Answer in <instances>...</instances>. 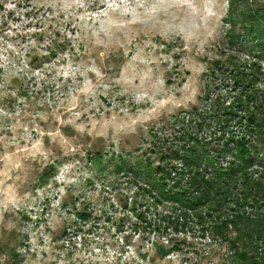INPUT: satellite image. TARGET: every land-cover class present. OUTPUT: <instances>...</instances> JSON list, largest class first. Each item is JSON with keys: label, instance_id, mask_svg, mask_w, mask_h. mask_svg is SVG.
I'll return each mask as SVG.
<instances>
[{"label": "clouds", "instance_id": "9594fccd", "mask_svg": "<svg viewBox=\"0 0 264 264\" xmlns=\"http://www.w3.org/2000/svg\"><path fill=\"white\" fill-rule=\"evenodd\" d=\"M235 2L0 0V69L5 82L30 74L39 85V81L46 79L41 74L46 70L50 76L48 83L55 84L57 89L55 100L46 101L48 110L28 113L32 117L31 127L18 121L12 128L15 133L22 127L23 133L12 138L15 160L6 158L0 167V264H247L238 257V250L247 251L248 261L254 259L256 264H264V166L248 168L258 185L254 192L261 193V197H249L239 210L246 222L228 223L221 234L211 221L201 224L196 216L185 220L173 211L169 201L156 203V197L149 194V190L155 191L149 174L139 171L147 168L145 153L149 149L178 143L177 136L196 127L189 122L191 116L211 114L217 98L225 106L231 105L242 91L231 74L216 71L217 61L227 65L231 55L239 52L232 63L244 73H255V49L242 52L233 45L229 47L228 37L230 32H240L241 13L246 14L247 8L264 13V0H247L239 8L233 7ZM53 41L70 44L57 53L55 60L44 59L50 57L49 49L55 47ZM134 42L145 53L141 63L146 69L124 70L112 83L126 86V94L138 96L143 107L136 105L133 110L126 106L117 112L115 105L109 109L97 99L102 93L93 87L86 73H94L96 88L102 87L106 92L108 85L99 83L103 73L96 65L97 59L103 65L106 50L112 48H123L127 54ZM67 49L74 54L70 55ZM189 53L200 57L198 63L206 66L195 81L189 64L193 57L187 56ZM61 58L67 59L68 64H59ZM73 59L79 60L75 69L71 67ZM33 61L38 62L34 70L30 68ZM260 64L264 70V61ZM148 65H156L157 71L161 67L163 71L175 68L173 76L178 74L179 78L174 84L161 78L163 72L154 78ZM80 67L85 71H79ZM77 75L85 77L82 87L77 83ZM200 77L214 82L213 86L202 85ZM69 78L72 83L64 93L61 89ZM252 87L264 99V75L255 79ZM169 104L177 111L165 115L162 109ZM100 107H105V112L112 111L113 122L117 118L122 122L114 133L115 156L107 160L104 168L93 172L84 169L80 160L56 165L57 160L63 161L83 148L70 143L76 137L63 129L84 131L86 125L77 122L86 116L92 124L88 128L91 135L99 123L95 115ZM230 127L240 129L237 139L243 137L260 144L257 137L248 133L247 121ZM124 129L128 143L133 136L139 140L120 158L118 134ZM159 129L171 135L165 136ZM141 131L145 135L155 134V139L145 143ZM201 135L206 136L207 131ZM232 159L229 156L227 162L222 161L225 169ZM49 165H54L56 171L48 169ZM109 168L111 173L105 178L102 173ZM17 170L24 172L23 180L20 175L13 177ZM33 173L36 178L29 183L28 177ZM173 176L177 173L173 172ZM18 180L20 184L16 183ZM89 180L92 184H88ZM25 186L27 190L21 196L20 189ZM244 191L246 186L238 184L233 195ZM175 203L186 207L179 201ZM227 211L228 216L221 217L219 223L231 218L232 210ZM6 213L11 214L7 221ZM21 214L28 217L23 229L18 226ZM178 216L179 224L170 223ZM21 233L27 234V240ZM245 233H251V242Z\"/></svg>", "mask_w": 264, "mask_h": 264}, {"label": "rangeland", "instance_id": "374dc122", "mask_svg": "<svg viewBox=\"0 0 264 264\" xmlns=\"http://www.w3.org/2000/svg\"><path fill=\"white\" fill-rule=\"evenodd\" d=\"M197 2H200V0H197ZM241 4H247V0H236L233 7L239 8ZM255 9L249 7L246 9V14L250 13V11H254ZM244 13H241L243 16V22L241 23V30L240 32L233 31V34L235 36V40L233 43H229V47L232 45L239 49L240 51H248L251 49V45L253 42L261 41L260 44L264 43V32L263 35H259L258 37L252 36L249 32L246 31L245 27H247L249 22V18L245 17L246 15ZM258 29L262 31V25L258 26ZM262 39V40H260ZM70 44L69 41H65L63 44L57 43L56 41H53V45H55L54 49L50 48V57H45L44 59H53L55 60L57 57V53L65 50L67 46ZM264 45V44H263ZM82 47V46H81ZM140 47H143V45H140ZM70 52V55H73L71 49H67ZM239 52L233 53L228 61V63H232L236 56L239 55ZM255 54V52H254ZM185 55V54H181ZM189 57H193L192 59H189V64L191 65V75L193 80L195 81L197 75L204 71L206 66L198 63L200 60V57L194 56V53L187 54ZM135 57V58H134ZM145 57L144 52H140L139 48L136 46V42L132 46H129V50L127 51V54H125V49H108L106 50V54L104 57V64L101 65V62L99 59L96 61V65L101 68V71L103 73L102 79L99 81L100 84L108 85V89L105 92L104 88H96L97 85V77L92 72H87L86 76L88 79L92 81L93 87L100 93L97 97L99 101L103 103L104 106H106L109 109L113 108V105H115V111H119L120 108L123 107H131L134 110V106L140 105L143 107L142 101L139 99L138 96H132L129 97L125 92V87L122 84H113L112 82L119 78L121 76L122 71L128 70L131 71L132 68H135L136 71H140L141 69H146L145 64L141 63V59ZM256 58V57H255ZM259 61V68L256 69L254 79H257L259 76L264 75V70H262L260 61H264V57H258ZM68 60L61 58L59 60V64L61 65H67ZM220 62V61H217ZM37 61H33L30 63V68L35 69L37 65ZM79 64L78 59H73L71 67L73 69L77 68ZM233 64V63H232ZM147 67H150L153 69V76L160 77L161 72H163V76L161 77L165 82L171 81L173 84L176 82V80L179 78L178 74L176 76H173V72L175 71V68L168 69L167 71H163V67H161L160 71H157L156 65H148ZM176 67H179L177 65ZM236 67V66H235ZM79 71L84 72L85 68L80 67ZM237 71H240L237 69ZM42 75H45L46 79L39 81V85L37 84V78L35 76H24V77H12L7 82H5L3 78V70L0 69V167H3V164L6 160V158H10L12 160H15V156H13V153L15 152V141H13V136L16 135L17 137L23 133V128H19L17 132H13L12 128L19 123L21 125H28L31 127V120L32 117L28 115V113H35L36 111H44L48 110L47 100H55L57 89L55 87V84L48 83V79H50L49 74L46 70H43ZM54 74V73H53ZM215 75V73H213ZM61 80L63 77L60 78ZM77 83L82 87L85 77L77 75L76 77ZM201 84L207 83L208 87L213 86L214 82L207 80L205 77H200ZM255 81V80H254ZM72 83L71 78H69L68 82L63 85L61 91L64 93H67L68 91V85ZM238 85V84H237ZM240 86V85H239ZM224 87H228L227 84L224 85ZM253 87L250 86L249 92L253 91ZM203 90V89H202ZM248 90V89H247ZM234 92L235 89H232ZM51 93V95H49ZM119 93V94H118ZM180 94L177 93V96ZM113 97H115L113 99ZM205 99H210V97H205ZM127 101V105H126ZM218 100H216L215 104H217ZM220 101V100H219ZM41 102H44L43 108L40 107ZM225 106V105H224ZM165 115H168L169 111H172L173 113L177 110L172 108V105L169 104L165 108L162 109ZM93 112H96V109H92ZM103 113V116L101 115ZM112 111L105 112V107H100V111L96 112L95 120L99 121V123L95 124V130L92 132L91 135H89L88 128L92 127V124L88 122L87 117H82L81 121H78L77 123H82L86 125L84 131H76L74 128H65L63 129L64 132L70 133L71 136L76 137L75 140H70V143H75L77 145H83V148H80L77 153L74 155L64 157L63 161L57 160L56 165H60L61 163H68L73 162L74 160H80L81 164H83L84 169H87L89 172H93L97 169L104 168L106 165V162L111 157L115 156L114 149L117 147L116 139L117 137L114 135L116 133V129L120 126L122 123L118 118L115 122L112 121ZM197 117V116H196ZM175 119H179L178 117H174ZM198 117H190L189 122L192 123H198ZM258 121L261 123H264V110L258 112ZM206 122L209 124H205L202 126H196L192 133L195 138L200 139L202 143H206V145L202 146L204 150H201L200 145L194 144L193 141H189V139H186L188 134H181L176 137V140L178 143H172L168 144L171 146V150H181L182 145L187 146L189 145V148L194 147L200 149L201 151H209V153H212L217 150V143L222 142L224 139L227 138V135H224V132L221 130H216V126L221 125L222 121L221 118L218 117L217 119L209 116L206 117ZM42 123V121H41ZM219 123V124H218ZM215 125V126H214ZM44 127H47V125H44ZM223 130L228 129H235L230 126H225L222 128ZM232 130V131H235ZM127 131V129L122 130L118 134L119 138V150L120 155L124 156V153L131 148H134L138 145L139 137H131V143H128V138L125 137L124 132ZM160 132H163L165 136L171 135L170 132H168L165 129H159ZM191 131V129L189 130ZM207 131L206 136H202L201 134ZM190 133V132H186ZM141 135L145 136V143H147L148 139H155V134L152 135H145L141 131ZM185 135V137H184ZM208 136H211L210 139ZM179 137L185 138L186 143L184 144L182 140H180ZM21 143H23L21 141ZM45 146H47V137L45 138ZM168 149V148H167ZM138 150V149H137ZM221 150V149H219ZM160 151L162 149L158 148L156 150L149 149L147 153H145L146 159L149 158V162H152V166L156 165H162V160L160 158ZM263 151V150H262ZM83 152L84 155H81L80 153ZM99 152L102 156V159L100 162H97L94 160V157L96 158V153ZM166 152V151H165ZM168 152V151H167ZM111 153V155H110ZM137 159L140 157L137 156ZM260 160L262 161V156L260 157ZM257 162H255V165L259 166L260 162L256 159ZM37 169H39V166L37 165ZM48 169H51L52 171H56V167L54 165H49ZM48 169H45L47 171ZM111 169L109 168L108 172L102 173L105 178H107L108 175H110ZM13 177L15 178L16 175H20L21 180L24 179V172L23 171H13L12 173ZM36 173H33L29 175L28 182L30 183L32 180L36 178ZM21 181H16L17 184H20ZM88 184H92V181L89 180ZM27 190L26 186L22 187L20 189V195H23V192ZM143 207V205H141ZM174 210V209H173ZM179 212V210L175 211ZM22 215V220L19 223L20 228H26L27 225L25 224V221H28V217ZM139 215L142 217L143 213H139ZM216 217L218 214H214ZM11 214L6 213L5 214V220L7 221L10 218ZM87 217H85L86 219ZM180 220V219H179ZM30 222V221H29ZM150 227V226H149ZM166 230V229H165ZM20 235L23 236L24 240H27V234L21 233Z\"/></svg>", "mask_w": 264, "mask_h": 264}, {"label": "trees", "instance_id": "16d2710c", "mask_svg": "<svg viewBox=\"0 0 264 264\" xmlns=\"http://www.w3.org/2000/svg\"><path fill=\"white\" fill-rule=\"evenodd\" d=\"M244 16L248 17L250 22L245 27L246 31L255 38L259 35L262 36L264 32V13L254 10ZM259 25H262V31L258 29ZM228 40L230 43L234 42L233 32L229 33ZM260 43L261 41L257 40L251 45V48L255 49V54L252 57V68L255 71L260 66L257 62L259 61L258 57H264V43ZM216 71L221 74L226 72L231 74L242 91L236 96L231 105L224 106L217 98L218 103L214 105L215 111L203 117H198L199 121L195 125L209 124L206 122V117L209 116L216 118L217 122L218 117H220L222 123L216 126V130H222L227 138L217 143L216 151L209 153L206 150L201 151L204 150L202 146L206 143H202L200 139L195 138L192 135L195 131L191 129V131H187L190 133L185 132V134H188L186 139L200 145L201 150L198 147L189 148L188 144H186L187 146L182 145L181 150H171V146L166 144V146L159 147L162 149L160 158L163 164L152 166V162L150 163L148 158L147 168H141L139 171L149 174L150 184L155 189V191L149 190V194L156 197V203H160L161 200L169 201L172 209H174L173 211L179 210L180 216H183L185 220L191 216H196L201 224L211 221L215 226V231L221 234L228 223H245L247 218L241 215L239 210L248 203L249 197L253 200L261 197V193L254 192V188L258 185L252 180L248 168L255 165L256 159L260 162L259 166H264V123L258 121V112L264 110V99L257 96L255 89L249 92L250 86L255 80V73L237 71L234 64L227 63L225 65L220 62H216ZM191 117L197 118L196 116ZM245 121H247L248 133L260 140L259 145L251 143L249 139L243 137L237 139L240 129H228L227 131L222 129L232 124L243 125ZM179 138L184 144L186 143L185 138ZM229 156H232L233 159L228 162V167L225 169L222 161L227 162ZM261 156L262 161L260 160ZM120 158H124V156L120 155ZM101 159V155L94 157L97 162H100ZM173 172H176L177 176H173ZM241 183L246 186V191L233 195L237 185ZM175 201H179L180 204L186 205V207H179ZM228 209L232 210L231 218L219 223L221 217L228 216ZM214 214H218L217 217ZM179 219L178 216L175 220H170V223L179 224ZM244 235L251 242V233H245ZM232 247L235 248L236 244L233 243ZM237 255L241 261L247 262V264H256L254 259L248 261L247 251L240 252L238 250Z\"/></svg>", "mask_w": 264, "mask_h": 264}]
</instances>
